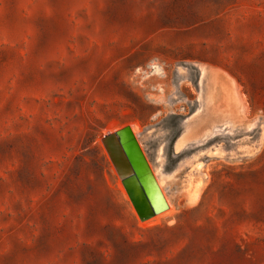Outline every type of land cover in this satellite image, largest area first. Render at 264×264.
<instances>
[{
	"label": "rangeland",
	"instance_id": "rangeland-1",
	"mask_svg": "<svg viewBox=\"0 0 264 264\" xmlns=\"http://www.w3.org/2000/svg\"><path fill=\"white\" fill-rule=\"evenodd\" d=\"M0 264H264V0H0Z\"/></svg>",
	"mask_w": 264,
	"mask_h": 264
},
{
	"label": "water",
	"instance_id": "water-1",
	"mask_svg": "<svg viewBox=\"0 0 264 264\" xmlns=\"http://www.w3.org/2000/svg\"><path fill=\"white\" fill-rule=\"evenodd\" d=\"M101 142L139 219L165 212L168 204L132 129L108 133Z\"/></svg>",
	"mask_w": 264,
	"mask_h": 264
}]
</instances>
